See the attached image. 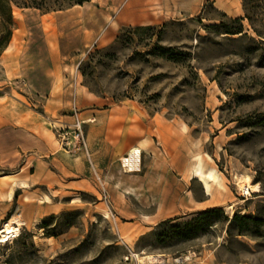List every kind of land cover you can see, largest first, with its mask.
Instances as JSON below:
<instances>
[{"label":"rangeland","instance_id":"374dc122","mask_svg":"<svg viewBox=\"0 0 264 264\" xmlns=\"http://www.w3.org/2000/svg\"><path fill=\"white\" fill-rule=\"evenodd\" d=\"M126 1L47 13L12 7L8 43L18 53L0 57V111H12L14 99L39 120L0 135V176L24 165L22 174L34 179L14 191L0 220L19 226L0 241V264H175L184 256L178 264H264V224L237 234L230 223L234 213L264 220V0H241L239 16L215 0H128L127 12ZM241 16L243 31L225 33ZM5 31L0 24V37ZM53 82L71 89L67 123L44 116ZM75 87L103 108L121 109L150 148L96 161L90 116H77L88 152L66 147L74 140L63 131L81 104ZM57 152L83 154L75 174L50 162ZM197 162L218 175L209 194L193 177ZM245 176L258 191L241 194ZM214 207L222 212L196 218ZM186 221L202 230L176 236Z\"/></svg>","mask_w":264,"mask_h":264},{"label":"crops","instance_id":"0c3cea01","mask_svg":"<svg viewBox=\"0 0 264 264\" xmlns=\"http://www.w3.org/2000/svg\"><path fill=\"white\" fill-rule=\"evenodd\" d=\"M214 4L218 8H227V12L230 16L240 15L241 0H215ZM124 5V11L127 12L130 9L131 2L127 0ZM26 9L30 8H24V10ZM146 17L149 19L156 18L151 15V12H149ZM130 22L131 21H125V23ZM17 53L14 47H11L10 40L0 57L7 58V56H15ZM57 86L58 82H53L50 86L46 102L48 110L47 112L45 111L44 116L47 119H53L55 116L54 121H63V123H67L73 118L67 95L71 89L65 88L64 85L60 83L59 88L55 90L54 87ZM74 95L77 101L81 98L80 106L77 105L78 110L76 115L85 120L89 119V116L93 119L91 123L87 124V141H89L92 147L91 150L89 146V150H91L90 156H93V159L97 161L100 155L104 153L107 159L110 160L118 157L119 154L129 151V149L134 146L138 147L139 150L150 148L151 144L148 136H145V134H143L140 129H137L138 127L136 128V125L133 123L128 124L127 121L129 119L123 115L121 109L117 107L111 108L110 110L108 108H103L98 105L99 103L95 101V99L84 95L83 91L78 90L76 87L74 89ZM4 98L5 97H0V105L6 103ZM12 100L14 101V109L12 111L9 113H7L5 109V112L0 111V120L3 121L0 123V135L8 132L10 129L14 130L16 133L20 130L33 129V127L37 125L36 122L39 120V115L36 112L30 109H27V112L22 109L23 106L20 102L14 99ZM130 120L134 119L130 118ZM50 151V153L55 152L54 150ZM81 154L82 153H79L78 157H73L63 152H57L55 156L53 155L50 158V162L57 164L58 167L62 168L64 174L70 176L71 174H75L72 170V166L76 164ZM23 169L24 165L18 172H10L0 176V220L8 210V204L15 195L14 191L16 189L22 190L26 188L29 181L34 180L33 177H25L22 174ZM81 176L80 174V177ZM33 184L34 183L31 185Z\"/></svg>","mask_w":264,"mask_h":264},{"label":"trees","instance_id":"16d2710c","mask_svg":"<svg viewBox=\"0 0 264 264\" xmlns=\"http://www.w3.org/2000/svg\"><path fill=\"white\" fill-rule=\"evenodd\" d=\"M90 0H0V24L4 25L6 31L2 37H0V54L8 43L9 37L11 35V26L14 22L12 7L17 8H33L39 10L42 13H47L50 11L61 10L66 7H71L73 5H82L85 2ZM243 17H237L232 19L233 22L238 23L237 27L234 29H226L224 31L228 34H236L241 33L243 31V26L241 24V20ZM220 25H224L223 21L220 22ZM209 26H217V24L209 25ZM15 196V195H14ZM222 212V209L214 207L208 208L203 211L197 213V217L199 216H213ZM226 218V217H225ZM171 219H167L169 221ZM198 220V219H196ZM230 223L235 225V229L237 230V234H243L247 230V226H254L255 228H259V226L264 224L263 219L255 218L251 215L237 214L234 213L230 218ZM40 227L43 229L48 228L47 219L44 218L40 222ZM71 225V223H67L66 226ZM191 228V229H189ZM201 223L198 221L191 226L190 221H186L185 227H178L175 235L183 238H187L190 236H195L201 229Z\"/></svg>","mask_w":264,"mask_h":264},{"label":"bare ground","instance_id":"6f19581e","mask_svg":"<svg viewBox=\"0 0 264 264\" xmlns=\"http://www.w3.org/2000/svg\"><path fill=\"white\" fill-rule=\"evenodd\" d=\"M85 3H88V2H85ZM76 6H81V5H76ZM138 150H139L138 147H132L129 150V153L132 154ZM191 170L193 173V177L197 178L201 182L204 192L206 194H209L211 182L215 181L218 178V175L215 172V170L213 168L204 169L200 162H197L196 164H194ZM242 178L243 180L239 181L237 185L241 194L246 195V193H248L249 191H252V192L258 191L259 186L257 184H251L250 178L248 176H245ZM18 231H19V226L11 225L9 224L8 221H5L0 226V241H4L8 239L9 237L15 236ZM148 259L153 261L154 257L148 256Z\"/></svg>","mask_w":264,"mask_h":264},{"label":"built area","instance_id":"2783aa9c","mask_svg":"<svg viewBox=\"0 0 264 264\" xmlns=\"http://www.w3.org/2000/svg\"><path fill=\"white\" fill-rule=\"evenodd\" d=\"M73 115H74V123H73L72 127L71 126L66 127V128H69L71 131L69 130V131H63V132H64V134L71 133L74 142L73 143L66 142L65 146L68 148L71 146V148L74 150H77V151L83 150L84 152L87 153L88 152L87 143H86V139H85V136H84L83 130H82V125H83L84 121L79 119L75 112ZM156 258L157 257H154L153 263L159 262V260H157ZM186 259H188V256L175 257L172 259V261H173V263L178 264V263H181V261L186 260Z\"/></svg>","mask_w":264,"mask_h":264}]
</instances>
